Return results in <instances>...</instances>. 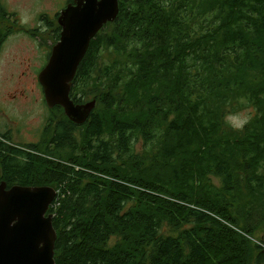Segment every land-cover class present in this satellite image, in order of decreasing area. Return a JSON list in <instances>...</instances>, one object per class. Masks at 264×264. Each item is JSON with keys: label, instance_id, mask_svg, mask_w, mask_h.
Instances as JSON below:
<instances>
[{"label": "trees", "instance_id": "obj_1", "mask_svg": "<svg viewBox=\"0 0 264 264\" xmlns=\"http://www.w3.org/2000/svg\"><path fill=\"white\" fill-rule=\"evenodd\" d=\"M59 15L27 33L56 44ZM70 97L85 123L0 136V183L57 191L56 264H264V0H119Z\"/></svg>", "mask_w": 264, "mask_h": 264}, {"label": "water", "instance_id": "obj_2", "mask_svg": "<svg viewBox=\"0 0 264 264\" xmlns=\"http://www.w3.org/2000/svg\"><path fill=\"white\" fill-rule=\"evenodd\" d=\"M119 14V0H73L60 12V39L38 74L48 107L61 106L83 124L96 107L93 99L75 104L70 97L78 67L93 38ZM57 191L51 186L7 187L0 183V264H56L57 232L48 213Z\"/></svg>", "mask_w": 264, "mask_h": 264}, {"label": "rangeland", "instance_id": "obj_3", "mask_svg": "<svg viewBox=\"0 0 264 264\" xmlns=\"http://www.w3.org/2000/svg\"><path fill=\"white\" fill-rule=\"evenodd\" d=\"M66 4L67 0H0V7L3 9L0 10V32L4 35L9 34L0 46V123H4L2 112L5 111L9 128L16 130L24 128L21 135L12 139L0 133V136L12 144L37 143L42 138L43 141H47L50 134L41 131L45 122L43 116L47 113L48 107L44 101L38 74L48 62L47 51L49 48L52 49L55 43L47 29L38 31L39 34L34 32L38 34L36 37L29 35L26 30L41 25L38 21L41 14L53 18ZM112 58L113 54L103 50L98 63L100 65L107 63ZM14 96L17 98L14 99ZM88 101L90 99L86 100ZM53 113L55 119L61 122L63 112L55 109ZM253 115L252 107L243 108L228 116V121L233 126L241 128ZM53 124L50 128H53ZM214 182L218 184L217 180Z\"/></svg>", "mask_w": 264, "mask_h": 264}, {"label": "flooded vegetation", "instance_id": "obj_4", "mask_svg": "<svg viewBox=\"0 0 264 264\" xmlns=\"http://www.w3.org/2000/svg\"><path fill=\"white\" fill-rule=\"evenodd\" d=\"M60 14V13H59ZM43 95H44V93H43ZM17 98V96H14V99H16ZM44 101H45V97H44ZM40 103H41V105H43L42 104V102H41V100H40ZM45 103H46V101H45ZM75 103V102H74ZM83 103V102H82ZM82 103H78V102H76L75 104H82ZM47 105V104H46ZM48 107V106H47ZM44 108H45V106H44ZM63 108V107H62ZM54 110H55V108L53 107V108H50V107H48V109H47V113L43 116V120H45V122L43 123V126L41 127V131L42 132H47V130H48V126H49V124L51 125L52 123H54L53 124V126L54 127H56L58 124L60 125V123H62V121H63V117H62V119L60 120L61 122H59V120H56L55 118L56 117H54ZM63 111H64V109H63ZM6 112L5 111H3L2 112V114H3V118H2V120L4 121V123H0V133H2V134H4L5 136H7L9 139H12V137H14V136H17V135H21L23 132H24V128H20L19 130H16L15 128H9V122H6V120H8V119H6L5 118V116L6 117H8L6 114H5ZM65 113V112H64ZM66 115V114H65ZM10 116V115H9ZM13 123H15V120H13ZM56 130V128H54V131ZM16 133V134H15ZM15 134V135H14ZM43 141V138L41 139V141H38L37 143H24V144H39L40 142H42ZM45 141V140H44ZM43 141V142H44ZM19 143H17V145H18Z\"/></svg>", "mask_w": 264, "mask_h": 264}]
</instances>
